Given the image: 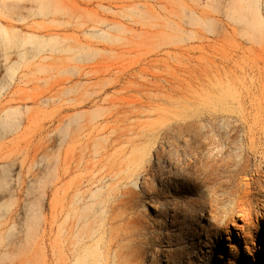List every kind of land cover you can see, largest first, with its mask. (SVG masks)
Listing matches in <instances>:
<instances>
[{
  "label": "rangeland",
  "instance_id": "374dc122",
  "mask_svg": "<svg viewBox=\"0 0 264 264\" xmlns=\"http://www.w3.org/2000/svg\"><path fill=\"white\" fill-rule=\"evenodd\" d=\"M244 4L0 0V264H73L71 222L99 188L110 194L106 212L78 255L93 243L99 264H211L217 249L204 233L222 224L227 198L219 184L231 170L227 159L215 160L217 141L227 140L235 119L195 124L189 144L176 124L185 121L189 91H251L234 82L231 62ZM230 107L239 118L241 108ZM197 154L210 180L182 196L201 199L202 227L194 209L181 216L173 195L184 186L177 160L181 168ZM215 243L228 251L224 239Z\"/></svg>",
  "mask_w": 264,
  "mask_h": 264
},
{
  "label": "bare ground",
  "instance_id": "6f19581e",
  "mask_svg": "<svg viewBox=\"0 0 264 264\" xmlns=\"http://www.w3.org/2000/svg\"><path fill=\"white\" fill-rule=\"evenodd\" d=\"M240 1L245 4L240 9L232 30L231 62L234 65L233 73L236 75L233 80L239 85L249 83L251 91L247 87L246 90L240 92L227 91L223 89V86L217 91H189L187 100L181 108L185 121L176 124V128L183 132L180 137L189 144L190 140L186 139V136L190 137L189 132L195 124L208 122L213 125L220 122L230 125L235 119L228 131L227 140L217 141L218 151L215 160L227 159L224 166L231 170L226 176L223 175L224 180L219 184V188L227 198L226 207L217 217V221L220 220L222 224L215 223L214 228L204 233L210 243L208 248L217 249L210 253L209 262L211 264H258V260L264 264V1ZM41 48L43 46L38 43L36 49ZM247 78L250 79L247 80ZM256 100L260 102L258 105L254 104ZM215 104L220 108L219 114L212 109ZM231 105L241 108L239 118L232 116L234 111L230 109ZM133 127L139 128L140 126L133 125ZM162 158L161 152L157 150L155 159L157 163L165 166L161 162ZM250 159H253L252 169ZM179 166L180 161L177 160L175 170L183 173L184 186L182 188L173 187V195L177 197L176 203L182 204L180 210L182 217L186 213L184 208L194 209L196 219L201 225L198 227H202L201 199L189 200L182 194L187 197L191 195L193 190L189 188V185L194 182L205 184L210 180L211 171L205 168L198 154L194 155L193 160L185 163L183 167L179 168ZM5 179L6 174L3 172L1 180L5 181ZM149 185L150 180L145 178L142 183L145 192L151 191ZM108 190H112L111 185ZM101 195L104 196L98 200L94 199ZM109 197L110 194H102L99 188L92 194V199L85 204L83 211L71 222L69 246L73 264H99L100 255L93 243L80 248L79 255L78 244L93 240V234L96 231L93 227L94 223L106 212ZM150 207L156 213L158 206L151 204ZM164 209L167 215V207ZM235 219L239 220L240 224L235 223ZM180 221L179 231L183 239H186L190 234L184 227V219ZM29 224L33 225V221ZM229 226H232V230ZM197 236L199 239L201 233L198 232ZM223 239L225 240L224 247H227L228 251L222 250L223 248L216 244L218 240ZM214 240L215 246L213 245ZM184 264H189V261H185Z\"/></svg>",
  "mask_w": 264,
  "mask_h": 264
}]
</instances>
